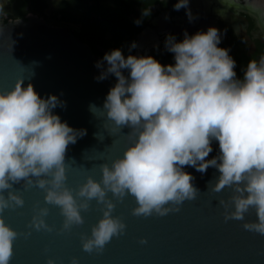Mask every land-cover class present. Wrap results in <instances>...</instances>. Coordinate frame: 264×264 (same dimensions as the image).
<instances>
[{"label": "clouds", "instance_id": "clouds-1", "mask_svg": "<svg viewBox=\"0 0 264 264\" xmlns=\"http://www.w3.org/2000/svg\"><path fill=\"white\" fill-rule=\"evenodd\" d=\"M188 4L189 0H178L173 7L178 11ZM150 14V9L142 11V18L134 23L141 24ZM187 15L191 21L190 10ZM220 43V31L209 27L192 36L185 31L182 42L171 34L166 37L165 48L174 54V65H162L152 56L125 58L120 49L96 62L101 69L95 77L98 82L109 75L117 82L103 107L93 104L90 111L95 116L103 110L115 129L129 128L130 143L111 166H100L99 181L88 176L77 190L66 186V153L86 130L73 129L53 113L65 102L56 95L41 98L32 83L24 86L23 78L12 89L0 90V264H10L20 235L27 239L32 234L18 233L3 217L5 210L24 206L22 195L14 190L21 183L25 190L40 188L45 204L59 208L64 217L61 231L82 225L81 212L89 210L91 201L102 206V218L91 235L81 236L85 252L101 254L126 230V224L112 214L113 200L122 202L131 195L137 205L132 215L164 217L200 193L184 167L201 174L213 167L220 175L214 183L208 182V190L220 193L227 187L233 193L219 200L225 222L245 221L254 210L256 220L242 226L264 236V55L251 59L238 79L236 61L230 49L218 47ZM135 47L133 42L131 48ZM213 141L218 142L219 153L206 159ZM48 215V207L35 206L29 228L52 232L45 220ZM47 264L55 261L49 258ZM70 264H79L78 258Z\"/></svg>", "mask_w": 264, "mask_h": 264}, {"label": "water", "instance_id": "water-1", "mask_svg": "<svg viewBox=\"0 0 264 264\" xmlns=\"http://www.w3.org/2000/svg\"><path fill=\"white\" fill-rule=\"evenodd\" d=\"M102 58L93 54L71 29L49 25L38 17L0 22V90L12 89L23 78L24 86L32 83L41 98L56 95L65 102L64 107L52 110L62 122L86 130V135L70 144L66 153V186L73 190L88 176L99 181L100 166H111L130 143L126 137L129 128L115 129L103 110L98 109L95 116L90 111L93 104L103 107L117 82L114 75L99 82L95 79L101 73L95 64ZM103 68H107L106 61ZM122 72L129 76V70ZM212 148L206 159L218 155L217 141L212 142ZM184 171L194 177L192 183L200 193L180 205L178 212L164 217H137L132 215L137 206L134 197L128 195L122 202L113 200L116 206L112 214L126 224V230L114 237L101 254L85 252L81 243V236H90L91 228L102 218V206L95 200L87 212H81L82 225L61 231L64 217L58 207L45 204L43 190L35 186L25 190L22 183L14 185L24 206L5 210L3 217L18 233L32 234L27 239L20 235L14 241L10 264H47L49 258L55 264H70L73 257L79 264H264V236L242 226L256 220L255 211L250 210L245 221L225 222L219 200H227L232 189L226 187L220 193L208 190V182L214 183L220 175L218 170L209 167L201 174L185 166ZM108 195L111 198V193ZM37 205L49 208L45 220L53 227L52 232L29 228ZM141 239L147 243H140Z\"/></svg>", "mask_w": 264, "mask_h": 264}, {"label": "flooded vegetation", "instance_id": "flooded-vegetation-1", "mask_svg": "<svg viewBox=\"0 0 264 264\" xmlns=\"http://www.w3.org/2000/svg\"><path fill=\"white\" fill-rule=\"evenodd\" d=\"M178 0H0V22L35 16L52 26L71 29L96 56L120 49L127 58L152 56L162 65H174L165 48L171 34L182 42L209 27L221 33L218 47L230 49L242 79L251 59L264 55L263 0H189L188 8L174 10ZM150 16L142 23V11ZM193 19L189 21L187 12ZM167 17V18H166ZM133 42L135 48H131ZM131 49V50H130Z\"/></svg>", "mask_w": 264, "mask_h": 264}, {"label": "rangeland", "instance_id": "rangeland-1", "mask_svg": "<svg viewBox=\"0 0 264 264\" xmlns=\"http://www.w3.org/2000/svg\"><path fill=\"white\" fill-rule=\"evenodd\" d=\"M264 1V0H263Z\"/></svg>", "mask_w": 264, "mask_h": 264}]
</instances>
